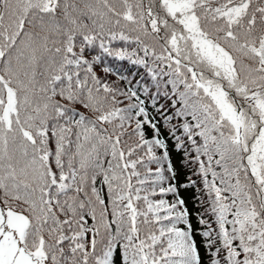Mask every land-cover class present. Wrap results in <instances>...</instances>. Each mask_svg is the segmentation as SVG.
I'll return each instance as SVG.
<instances>
[{"label":"snow or ice","instance_id":"6c2138e0","mask_svg":"<svg viewBox=\"0 0 264 264\" xmlns=\"http://www.w3.org/2000/svg\"><path fill=\"white\" fill-rule=\"evenodd\" d=\"M106 36L183 86L200 230L156 124L116 106L136 92L85 55ZM197 234L208 264H264V0H0V264H203Z\"/></svg>","mask_w":264,"mask_h":264},{"label":"trees","instance_id":"16d2710c","mask_svg":"<svg viewBox=\"0 0 264 264\" xmlns=\"http://www.w3.org/2000/svg\"><path fill=\"white\" fill-rule=\"evenodd\" d=\"M114 32H119V26L113 28ZM126 35H133L125 32ZM105 43L110 49L109 53L104 52L98 45L91 46L86 50L85 55L93 62L94 71L105 82L109 83L113 88H117L120 92L130 95L131 91H135L137 97L128 98L126 95L117 94V100L122 101L118 103L117 107H127L129 104H136L137 108L132 109L129 115L133 117V121L137 119H145L143 114L137 116L139 107H144L147 113V119L156 124L159 129V139H162L168 146L169 157L173 170L176 173L174 183L179 189V195L185 200V206L189 210V220L193 225L194 230H200L203 225L199 223V217L204 214L207 204H201V200H206V196L202 195V184L198 175L194 173L197 170V164L192 160V157L197 155L190 142L187 141L186 134L183 132L182 124L190 117L184 118L177 115L178 110L182 107V102L179 101L178 91L183 90V86L179 90H174L171 84V77L163 75L164 72L169 71L163 64L160 68H156L157 75H153L149 71L154 67L153 58L151 56L144 57L141 47L132 40H120L119 38L110 40L105 37ZM123 49L126 55H116L119 50ZM159 51V50H158ZM111 53V54H110ZM136 53V54H134ZM99 57V61H96ZM144 57L148 61L147 66L137 61ZM160 63V62H155ZM109 69L110 71H105ZM142 102V103H141ZM129 133L135 127L134 122L131 127L126 123ZM156 137L155 130L151 128V124H145V138L152 139ZM177 137L184 143L183 147H178ZM127 144L131 145L137 142V137L131 135L130 138H123ZM163 149H156L157 155H162ZM190 153V155H189ZM204 159V157H201ZM153 169L159 165H149ZM167 167V162H165ZM144 171L143 168L140 169ZM168 174L167 172L165 173ZM191 181H196L193 186ZM168 199L172 202L171 194L158 195L154 199ZM186 227L185 225H179ZM197 242L200 245V251L203 259V264H208V253L205 252L204 238L197 234ZM117 261H120V256L117 254Z\"/></svg>","mask_w":264,"mask_h":264}]
</instances>
